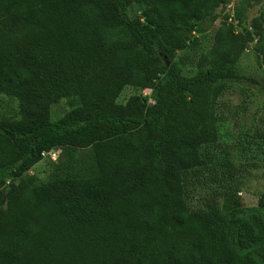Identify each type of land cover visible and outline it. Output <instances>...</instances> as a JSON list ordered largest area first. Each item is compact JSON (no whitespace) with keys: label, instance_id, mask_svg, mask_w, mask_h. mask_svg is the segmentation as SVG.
<instances>
[{"label":"trees","instance_id":"obj_1","mask_svg":"<svg viewBox=\"0 0 264 264\" xmlns=\"http://www.w3.org/2000/svg\"><path fill=\"white\" fill-rule=\"evenodd\" d=\"M228 2L0 0V93L20 113L0 119V264H264L263 217L228 215L234 174L220 209L191 210L186 181L216 160L207 151L227 85L264 97V73L221 53L226 27L193 68L178 56ZM132 6L143 10L132 17ZM255 50L264 72V37ZM127 86L151 92L120 104ZM66 97L75 106L53 120ZM56 149L83 151L93 166L73 158L33 183L28 172Z\"/></svg>","mask_w":264,"mask_h":264},{"label":"rangeland","instance_id":"obj_2","mask_svg":"<svg viewBox=\"0 0 264 264\" xmlns=\"http://www.w3.org/2000/svg\"><path fill=\"white\" fill-rule=\"evenodd\" d=\"M240 3L241 0H229L221 5L204 33L190 35L186 50L178 53L185 62V68H193L199 55L210 50L216 31L226 27L230 32L221 53L229 61H235L244 74L261 77L264 73L261 55L255 50V45L264 37V0H250L242 22L233 18ZM142 10V6H132L131 16ZM150 92L146 90L143 93L140 89L127 86L121 91L117 102L124 104L130 96ZM74 106L73 99L68 97L52 104L53 120L62 117ZM216 113L220 136L218 142L207 151L216 160L203 167L198 178L186 180L192 186L190 209H220L229 175L234 174L232 188L236 194L232 197V203L237 208L230 210L228 215L248 216L255 212L264 220V209L257 208L264 187V97L248 84H229L217 99ZM19 116L18 100L0 93V119H17ZM73 158L77 162L84 161L87 167L93 166V158L83 151L56 149L54 158L46 155L28 174L35 184L49 181L58 176L63 166Z\"/></svg>","mask_w":264,"mask_h":264},{"label":"built area","instance_id":"obj_3","mask_svg":"<svg viewBox=\"0 0 264 264\" xmlns=\"http://www.w3.org/2000/svg\"><path fill=\"white\" fill-rule=\"evenodd\" d=\"M144 95H148V94H144ZM54 153H55V151H50V152L43 153V157H45L46 155H51L52 158H54Z\"/></svg>","mask_w":264,"mask_h":264}]
</instances>
